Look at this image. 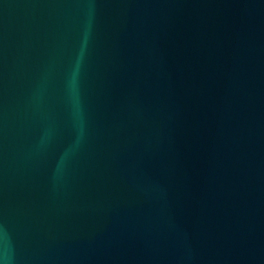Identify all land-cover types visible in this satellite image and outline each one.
I'll return each instance as SVG.
<instances>
[{"label": "water", "instance_id": "obj_1", "mask_svg": "<svg viewBox=\"0 0 264 264\" xmlns=\"http://www.w3.org/2000/svg\"><path fill=\"white\" fill-rule=\"evenodd\" d=\"M0 259L264 264V0H0Z\"/></svg>", "mask_w": 264, "mask_h": 264}, {"label": "clouds", "instance_id": "obj_2", "mask_svg": "<svg viewBox=\"0 0 264 264\" xmlns=\"http://www.w3.org/2000/svg\"><path fill=\"white\" fill-rule=\"evenodd\" d=\"M0 264H10L8 259H0Z\"/></svg>", "mask_w": 264, "mask_h": 264}]
</instances>
